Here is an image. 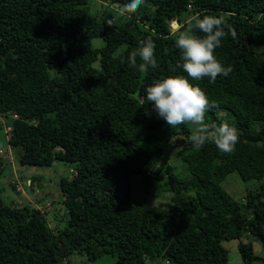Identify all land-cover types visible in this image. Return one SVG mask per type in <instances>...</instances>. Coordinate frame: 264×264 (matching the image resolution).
Returning <instances> with one entry per match:
<instances>
[{
	"label": "trees",
	"instance_id": "16d2710c",
	"mask_svg": "<svg viewBox=\"0 0 264 264\" xmlns=\"http://www.w3.org/2000/svg\"><path fill=\"white\" fill-rule=\"evenodd\" d=\"M129 2L0 0L5 145L20 163L61 171L48 199L18 205L0 197V264H96L104 255L114 264H228L222 243L230 240L242 264H264L252 243L264 249V183L241 201L222 185L232 172L244 181L264 176V0H145L121 15ZM205 15L224 19L214 55L233 71L190 83L209 100V125L237 129L231 153L211 141L196 149L189 124L171 128L145 102L156 80L186 75L173 34L191 28L202 37L194 24ZM148 40L158 66L145 74L139 57L136 67L127 57ZM173 148L183 173L168 162ZM3 157L0 150V172ZM132 176L144 194L162 182L156 203L133 201ZM27 180L35 196L40 182ZM16 184L9 181L17 193Z\"/></svg>",
	"mask_w": 264,
	"mask_h": 264
},
{
	"label": "clouds",
	"instance_id": "9594fccd",
	"mask_svg": "<svg viewBox=\"0 0 264 264\" xmlns=\"http://www.w3.org/2000/svg\"><path fill=\"white\" fill-rule=\"evenodd\" d=\"M144 3L145 0H130L121 8V15L135 13ZM172 19L171 31L175 32L179 24L176 20L177 25L172 26ZM224 24L222 17L205 15L196 19L194 24L195 28L204 34L202 37L194 35L191 28L178 34L174 33L175 45L181 50L182 63L178 67L186 75L173 74L156 80L146 88L145 102H151L157 116L171 128L182 124L193 125L190 139L196 149L211 141L222 153H231L239 139L237 129L227 122L209 125L205 118L211 107L209 100L199 86L190 83V80L201 81L204 78H208L209 83H215L218 75L227 77L233 71L231 66H222L214 55L215 50L221 46L222 38L227 35ZM231 35L235 38L236 34L231 31ZM154 50L155 46L151 40L141 42L137 50L129 53L128 63L136 67L139 57L141 63L138 70L147 74L149 67L158 66Z\"/></svg>",
	"mask_w": 264,
	"mask_h": 264
},
{
	"label": "rangeland",
	"instance_id": "374dc122",
	"mask_svg": "<svg viewBox=\"0 0 264 264\" xmlns=\"http://www.w3.org/2000/svg\"><path fill=\"white\" fill-rule=\"evenodd\" d=\"M100 1V0H99ZM115 8H118L117 6L113 5ZM190 16V15H189ZM192 18V17H188ZM92 43L95 46L101 47L103 45V41L100 38H94L92 40ZM123 49V46L118 49ZM96 64V63H95ZM97 65V64H96ZM9 119L11 118L10 115H8ZM4 120V119H2ZM191 127L192 133H193V125L189 124ZM9 128L6 127V131L8 132ZM5 141V135L3 132V129L0 128V150L1 154H3L4 161H8V163H5L3 165V168L0 172V189H1V199L5 203L9 204H18L21 205L23 202H28L29 204H34V197L37 196H43L46 199L50 198V194L54 188V184L56 182V178L58 177V174L61 173V171L57 170L56 168H49V167H42V166H35V165H29V164H23L20 163L18 158L16 156H13L9 146H6ZM168 154L170 156L169 164L174 166L175 170L179 173H183L186 170H188L185 163L181 161V159H178V156H176V149H169ZM182 164H181V162ZM58 172V174H57ZM34 180L40 182L39 189L36 192V195H30L28 189H29V182L27 179ZM15 180L17 182L16 191L17 193L10 187L9 181ZM140 178L138 176H132L131 177V189L133 194V201L134 202H141L144 199H153V196L156 195L158 191H160V185L162 182H157L152 187L149 194H144L142 190V186L140 185ZM259 183H264V176L260 180H248L244 181L240 178L239 174L237 172L230 173L226 179L222 182L223 187L236 199H241L245 195V192L248 188H252ZM26 189L29 191L27 192ZM168 196H163V198H167ZM153 202L156 203V201L153 199ZM152 203V202H151ZM153 204V203H152ZM47 205V203H46ZM48 201V206H49ZM55 224V221H50V225L53 227ZM250 239H246L245 237L242 238L243 242H246ZM254 246V252L261 258H264V249L261 247L259 242L253 241ZM223 246L228 250V264H242L241 255L238 251L237 240H230L225 241L222 243ZM74 258V257H73ZM72 258V259H73ZM77 259L76 257L73 259ZM81 259V258H80ZM78 259L77 262L69 263V264H83ZM114 258H111L108 255H104L103 257H100L96 264H114ZM62 264H67L65 261ZM251 264H263V260L259 261L256 260L252 262Z\"/></svg>",
	"mask_w": 264,
	"mask_h": 264
},
{
	"label": "water",
	"instance_id": "95a60500",
	"mask_svg": "<svg viewBox=\"0 0 264 264\" xmlns=\"http://www.w3.org/2000/svg\"><path fill=\"white\" fill-rule=\"evenodd\" d=\"M172 21H173L172 26H176V25H177L176 20L173 18ZM182 142H183V140L179 141V142L177 143V145H178V144H181Z\"/></svg>",
	"mask_w": 264,
	"mask_h": 264
},
{
	"label": "built area",
	"instance_id": "2783aa9c",
	"mask_svg": "<svg viewBox=\"0 0 264 264\" xmlns=\"http://www.w3.org/2000/svg\"><path fill=\"white\" fill-rule=\"evenodd\" d=\"M14 117H15V115H14Z\"/></svg>",
	"mask_w": 264,
	"mask_h": 264
}]
</instances>
